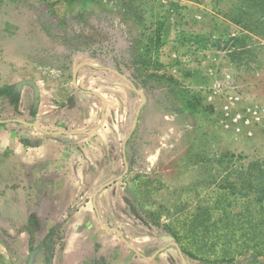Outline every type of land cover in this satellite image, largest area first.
Segmentation results:
<instances>
[{
    "label": "rangeland",
    "instance_id": "1",
    "mask_svg": "<svg viewBox=\"0 0 264 264\" xmlns=\"http://www.w3.org/2000/svg\"><path fill=\"white\" fill-rule=\"evenodd\" d=\"M101 189L184 264H264V0H0V264Z\"/></svg>",
    "mask_w": 264,
    "mask_h": 264
},
{
    "label": "crops",
    "instance_id": "2",
    "mask_svg": "<svg viewBox=\"0 0 264 264\" xmlns=\"http://www.w3.org/2000/svg\"><path fill=\"white\" fill-rule=\"evenodd\" d=\"M104 190L92 198L93 216H81L80 230L64 233L52 264H184L179 249L172 243L160 242L158 237L140 241L134 233H124L119 226L110 227L112 215L99 210V198ZM55 206V200L51 199L45 213L50 222L58 221Z\"/></svg>",
    "mask_w": 264,
    "mask_h": 264
},
{
    "label": "water",
    "instance_id": "3",
    "mask_svg": "<svg viewBox=\"0 0 264 264\" xmlns=\"http://www.w3.org/2000/svg\"><path fill=\"white\" fill-rule=\"evenodd\" d=\"M76 84V82H75ZM77 85V84H76ZM127 171V162L125 161V170H124V173ZM173 245H175L177 248V244L176 243H173ZM35 251H31L29 256H28V260H27V263L26 264H33V260H34V256H35ZM181 254V253H180ZM48 264H51V259H49V262Z\"/></svg>",
    "mask_w": 264,
    "mask_h": 264
},
{
    "label": "trees",
    "instance_id": "4",
    "mask_svg": "<svg viewBox=\"0 0 264 264\" xmlns=\"http://www.w3.org/2000/svg\"><path fill=\"white\" fill-rule=\"evenodd\" d=\"M69 1H73V0H69ZM153 46H156V43H155V44H153Z\"/></svg>",
    "mask_w": 264,
    "mask_h": 264
}]
</instances>
